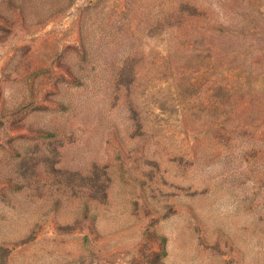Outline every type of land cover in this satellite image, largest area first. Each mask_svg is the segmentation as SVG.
Here are the masks:
<instances>
[{
    "label": "rangeland",
    "instance_id": "1",
    "mask_svg": "<svg viewBox=\"0 0 264 264\" xmlns=\"http://www.w3.org/2000/svg\"><path fill=\"white\" fill-rule=\"evenodd\" d=\"M0 264H264V0H0Z\"/></svg>",
    "mask_w": 264,
    "mask_h": 264
}]
</instances>
